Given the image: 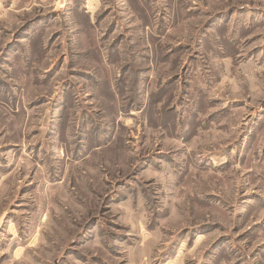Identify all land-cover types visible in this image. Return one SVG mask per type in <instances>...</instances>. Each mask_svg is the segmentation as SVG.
Wrapping results in <instances>:
<instances>
[{
  "label": "rangeland",
  "instance_id": "374dc122",
  "mask_svg": "<svg viewBox=\"0 0 264 264\" xmlns=\"http://www.w3.org/2000/svg\"><path fill=\"white\" fill-rule=\"evenodd\" d=\"M0 264H264V0H0Z\"/></svg>",
  "mask_w": 264,
  "mask_h": 264
}]
</instances>
